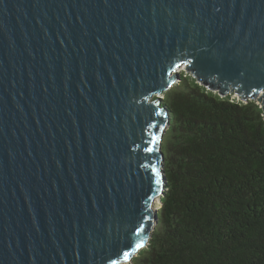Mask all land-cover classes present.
I'll return each instance as SVG.
<instances>
[{"label":"water","instance_id":"obj_1","mask_svg":"<svg viewBox=\"0 0 264 264\" xmlns=\"http://www.w3.org/2000/svg\"><path fill=\"white\" fill-rule=\"evenodd\" d=\"M181 68L264 113V0H0V264L147 246Z\"/></svg>","mask_w":264,"mask_h":264},{"label":"trees","instance_id":"obj_2","mask_svg":"<svg viewBox=\"0 0 264 264\" xmlns=\"http://www.w3.org/2000/svg\"><path fill=\"white\" fill-rule=\"evenodd\" d=\"M167 185L147 246L126 264H264V113L190 73L164 93Z\"/></svg>","mask_w":264,"mask_h":264},{"label":"rangeland","instance_id":"obj_3","mask_svg":"<svg viewBox=\"0 0 264 264\" xmlns=\"http://www.w3.org/2000/svg\"><path fill=\"white\" fill-rule=\"evenodd\" d=\"M179 74H184V73H189V72H187L184 68H181L179 71ZM179 80H177V82H178ZM176 83V82H175ZM229 94H231L232 95V97L233 98H236L237 97V99H239V97L234 93V92H231V93H229ZM160 97H164V94H160ZM258 102V101H257ZM259 103V102H258ZM157 208H159L160 207V202L158 203L157 202V206H156ZM123 264H126V263H123Z\"/></svg>","mask_w":264,"mask_h":264},{"label":"snow or ice","instance_id":"obj_4","mask_svg":"<svg viewBox=\"0 0 264 264\" xmlns=\"http://www.w3.org/2000/svg\"><path fill=\"white\" fill-rule=\"evenodd\" d=\"M136 234H137V236H140V231L138 230ZM142 246H143V240L140 239V240H138V242L136 243V247H137V248H140V247H142ZM124 255H125V257H127V256L129 255V253L125 252Z\"/></svg>","mask_w":264,"mask_h":264},{"label":"built area","instance_id":"obj_5","mask_svg":"<svg viewBox=\"0 0 264 264\" xmlns=\"http://www.w3.org/2000/svg\"><path fill=\"white\" fill-rule=\"evenodd\" d=\"M236 94V93H235ZM238 97H239V99H243L240 95H238V94H236ZM244 100V99H243Z\"/></svg>","mask_w":264,"mask_h":264},{"label":"bare ground","instance_id":"obj_6","mask_svg":"<svg viewBox=\"0 0 264 264\" xmlns=\"http://www.w3.org/2000/svg\"><path fill=\"white\" fill-rule=\"evenodd\" d=\"M177 81V80H176ZM158 203H159V200H158ZM156 206H157V204H156ZM157 208V207H156Z\"/></svg>","mask_w":264,"mask_h":264},{"label":"clouds","instance_id":"obj_7","mask_svg":"<svg viewBox=\"0 0 264 264\" xmlns=\"http://www.w3.org/2000/svg\"><path fill=\"white\" fill-rule=\"evenodd\" d=\"M177 82V81H176Z\"/></svg>","mask_w":264,"mask_h":264}]
</instances>
